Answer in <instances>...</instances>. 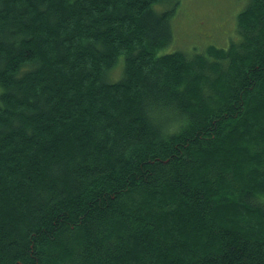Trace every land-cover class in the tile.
<instances>
[{
	"label": "trees",
	"instance_id": "trees-1",
	"mask_svg": "<svg viewBox=\"0 0 264 264\" xmlns=\"http://www.w3.org/2000/svg\"><path fill=\"white\" fill-rule=\"evenodd\" d=\"M173 1L0 0V264H264V0Z\"/></svg>",
	"mask_w": 264,
	"mask_h": 264
},
{
	"label": "rangeland",
	"instance_id": "rangeland-1",
	"mask_svg": "<svg viewBox=\"0 0 264 264\" xmlns=\"http://www.w3.org/2000/svg\"><path fill=\"white\" fill-rule=\"evenodd\" d=\"M246 3L247 0H179L176 5L174 1L167 2L163 10H175L171 19L173 41L162 52L194 54L211 46L228 48L237 36L238 16Z\"/></svg>",
	"mask_w": 264,
	"mask_h": 264
}]
</instances>
